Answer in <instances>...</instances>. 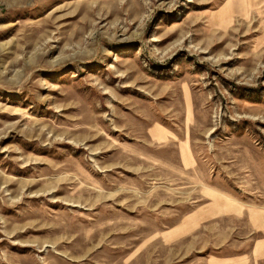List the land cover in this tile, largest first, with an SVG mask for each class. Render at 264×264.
Listing matches in <instances>:
<instances>
[{
	"label": "rangeland",
	"instance_id": "374dc122",
	"mask_svg": "<svg viewBox=\"0 0 264 264\" xmlns=\"http://www.w3.org/2000/svg\"><path fill=\"white\" fill-rule=\"evenodd\" d=\"M0 264H264V0H0Z\"/></svg>",
	"mask_w": 264,
	"mask_h": 264
}]
</instances>
